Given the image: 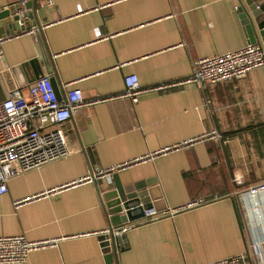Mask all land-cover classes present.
<instances>
[{
	"label": "crops",
	"instance_id": "0c3cea01",
	"mask_svg": "<svg viewBox=\"0 0 264 264\" xmlns=\"http://www.w3.org/2000/svg\"><path fill=\"white\" fill-rule=\"evenodd\" d=\"M18 1L0 0V13ZM37 4L61 95L77 87L86 98L106 100L83 106L65 124L69 155L9 181L0 197V236L60 238L32 252L25 264H110L99 238L110 228V216L98 190L112 174L96 178L98 185L84 178L133 162L114 173L125 182L155 180L150 190L160 198L152 201L161 202L157 209L208 202L115 236L116 264H206L240 254L262 264L264 241L242 212L241 192L264 181V66L206 88L187 82L192 58L249 43L240 1ZM4 24L0 19V36L10 38L3 44L0 73L16 72L0 78V101L18 83L27 94L36 81L32 60L39 58L45 69L34 27L11 35ZM129 74L138 75L143 89L137 102L120 96ZM213 128L227 144L210 139L168 150Z\"/></svg>",
	"mask_w": 264,
	"mask_h": 264
},
{
	"label": "built area",
	"instance_id": "2783aa9c",
	"mask_svg": "<svg viewBox=\"0 0 264 264\" xmlns=\"http://www.w3.org/2000/svg\"><path fill=\"white\" fill-rule=\"evenodd\" d=\"M28 0H19L24 8ZM29 32H34L30 30ZM9 36H0V57L4 55L3 44ZM264 66V47L249 42L245 46L213 56L192 58V73L187 82L199 88L230 79L245 77L253 69ZM125 90L121 97L137 102L143 89L137 74L124 78ZM106 98H86L81 88H71L59 98L49 76H43L28 86L25 94L20 88L11 90L0 101V197L9 191V181L20 174L37 169L44 164L70 154L65 124L83 106L105 101ZM215 139L222 145L228 143L218 129L213 128L168 148H184L198 142ZM153 154H150L152 156ZM111 166L93 172L86 179L96 180L113 174L132 164ZM242 195V212L252 228L261 234L264 241V181L249 185ZM28 198L14 202L21 205ZM208 202L206 199L190 201L177 207L159 210L155 206L144 209L143 217L128 220L112 227L113 235L123 236L129 230L144 223L173 216L179 211L194 208ZM102 233H110V228ZM60 238L30 240L23 234L0 236V264H25L32 252L55 246ZM206 264H254L243 254L210 261ZM264 264V261L262 262Z\"/></svg>",
	"mask_w": 264,
	"mask_h": 264
},
{
	"label": "water",
	"instance_id": "95a60500",
	"mask_svg": "<svg viewBox=\"0 0 264 264\" xmlns=\"http://www.w3.org/2000/svg\"><path fill=\"white\" fill-rule=\"evenodd\" d=\"M238 7L243 23L248 32L249 42L259 43L264 47V0H239ZM38 4L37 0H28L25 7L21 8L16 4L9 6L0 13V19L5 21L3 29L11 35L16 31H26L28 27H34L35 35L39 43L41 60L45 69L40 68L39 58L32 60L34 65V80L43 76L44 73L50 77L55 91L59 98L62 97L60 89V79L56 71L52 52L48 47L42 26L37 18ZM15 68L7 72H1L0 78H10L15 73ZM25 84L18 83V86H10L12 89L23 87ZM155 180H141L125 182L118 173L112 174V181L106 185L107 187H99L101 202L110 216V233H102L99 235L103 243L104 250L107 253L106 259L110 264H116V237L113 235L112 227L128 220L143 217L144 209L151 206H158L161 202L153 204L155 198V190L151 189L155 185ZM98 185L97 181L95 180ZM160 199V198H157ZM155 198V200H157Z\"/></svg>",
	"mask_w": 264,
	"mask_h": 264
}]
</instances>
